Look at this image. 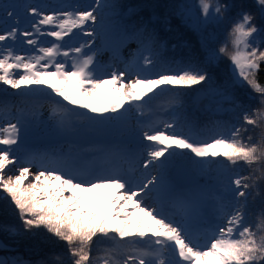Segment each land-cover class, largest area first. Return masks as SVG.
I'll list each match as a JSON object with an SVG mask.
<instances>
[{"label":"snow or ice","instance_id":"snow-or-ice-1","mask_svg":"<svg viewBox=\"0 0 264 264\" xmlns=\"http://www.w3.org/2000/svg\"><path fill=\"white\" fill-rule=\"evenodd\" d=\"M177 8L191 27L214 25L223 39L203 45V62L173 70L160 61L155 31L122 21L107 0H0V193L24 231L66 245L67 259L54 254L49 264H264V131L254 137L264 126V0ZM223 58L228 74L216 82L212 68ZM205 85L215 111L232 119L197 132L176 90ZM246 89L259 107L238 99ZM165 94L167 119L154 103ZM99 129L116 131L120 145L78 142ZM38 132L56 142L35 147L29 137ZM193 170L204 183L191 181Z\"/></svg>","mask_w":264,"mask_h":264},{"label":"trees","instance_id":"trees-1","mask_svg":"<svg viewBox=\"0 0 264 264\" xmlns=\"http://www.w3.org/2000/svg\"><path fill=\"white\" fill-rule=\"evenodd\" d=\"M188 1L107 0L109 3L118 5L117 11L120 13L122 21L129 24H143L155 31L160 44V61L165 67H170L173 70L189 61L203 62L205 56L203 45L207 43L209 46H215L212 44L214 34L219 35L221 40L223 39V35L220 34L221 29L214 25L208 26L206 29L196 30L183 20V17L179 15L177 6L187 4ZM30 2L42 4L45 7H55L67 4L73 6L86 5L93 3L94 0H30ZM132 45L133 48L136 47L133 42L123 48L122 51H127ZM227 65V58H223L213 66L211 74L216 82L227 76ZM258 80L264 84V71L258 75ZM195 88L203 89L208 95L200 103H195L192 100V95L196 91ZM176 91L181 94L183 100L182 111L189 118H193L192 122L197 132L204 131L215 120L228 121L232 119L229 113L215 111V104L209 95L208 85ZM237 97L245 105L259 107L258 96L252 93L250 89L238 90ZM170 99V94H165L154 102L161 109L158 113L161 118L167 119L170 114L171 110L166 107ZM18 104L19 98L13 91L9 92L7 107L15 112ZM0 107H4L3 103H0ZM27 107L30 109L32 106L28 105ZM37 108L40 115L45 111L49 113L48 102L44 96L38 98ZM261 131H264V126L254 132V137ZM54 142H56V138L47 132H38L29 137V143L37 148H43ZM78 142L86 147L91 146L96 149L115 148L121 143L112 141L106 136H99L87 141L78 140ZM197 183H204V179L200 177ZM259 207H261L259 200L254 205H250L253 213ZM250 222L259 223V220H250ZM257 235H264V231L258 229ZM54 254L67 259L66 245L56 241L46 232L24 231L14 206L10 204L8 199L3 198V193H0V259H7L9 264H12L13 261H16L17 264H49Z\"/></svg>","mask_w":264,"mask_h":264},{"label":"rangeland","instance_id":"rangeland-1","mask_svg":"<svg viewBox=\"0 0 264 264\" xmlns=\"http://www.w3.org/2000/svg\"><path fill=\"white\" fill-rule=\"evenodd\" d=\"M194 3H195V0H194V1L189 0V1L187 2V4H194ZM183 20H184V18H183ZM184 21H185V20H184ZM187 24H189V23H187ZM189 25H190V24H189ZM66 39H67V38H66ZM75 39H76V38L74 37L73 40L70 41V42H71V43H74V42H75ZM131 49H133V45L130 46V47L128 48L127 51H126V50H125V52L122 51V54H123L125 57H127V56H128V53H129V51H130ZM100 59H101L102 61H104V62H110V57H109V54H108V53H104V54L100 57ZM195 89H196V91H197V90H203V89H201V88H195ZM8 92H12V90L9 89ZM209 95H210V93H209ZM207 96H208V95H207ZM41 117H43L45 120H47V118H48V113L45 111L43 114H41ZM36 134H37V133H35L34 135H36ZM48 134H49V133H48ZM99 136H106V137H108V139H111L112 141H116V142H121L122 139H123V137H121V136H120L116 131H114V130H111V129H99V130H87V131L82 132L81 135H80V137L78 138V140H80V141H87V140H91V139L96 138V137H99ZM181 163H182V166H181V167H183V165H184L186 162H185V161H181ZM191 176L197 178L198 180H199V178L201 177V176H200L198 173H196L194 170H193Z\"/></svg>","mask_w":264,"mask_h":264},{"label":"water","instance_id":"water-1","mask_svg":"<svg viewBox=\"0 0 264 264\" xmlns=\"http://www.w3.org/2000/svg\"><path fill=\"white\" fill-rule=\"evenodd\" d=\"M207 97V93L204 90H197L193 93L192 95V100L195 103H200L203 99H205ZM180 166H182V163L180 164ZM191 181L193 182H198V179L195 177L191 176Z\"/></svg>","mask_w":264,"mask_h":264}]
</instances>
